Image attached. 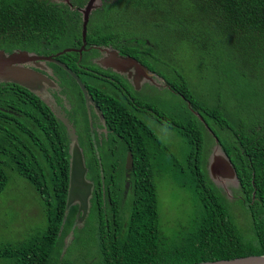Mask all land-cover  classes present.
<instances>
[{
	"label": "trees",
	"instance_id": "trees-1",
	"mask_svg": "<svg viewBox=\"0 0 264 264\" xmlns=\"http://www.w3.org/2000/svg\"><path fill=\"white\" fill-rule=\"evenodd\" d=\"M86 2L0 0V49L47 55L79 46L82 14L78 8ZM112 20L117 22L115 27ZM152 34L167 39L159 59L166 62L177 46L196 48L198 70L204 69L209 81L219 84H213L208 101L192 91L191 107L179 99L155 100L165 119L158 123L175 128L189 146L182 162L170 158L167 145L162 146L146 121L118 125L132 149L129 178L122 168L125 151L114 149L111 154L108 138L104 148L97 144L98 157L90 141H83L89 136L85 122V135L81 132L78 140L94 189L88 216L81 227H74L64 253L77 210V205L70 207L61 227L69 177L66 125L34 92L0 81V193L8 183V169L15 170L40 194L47 221L31 242L0 249V255L10 258L8 264H182L264 253V0H102L89 16L86 42H112L144 58L160 49L152 43ZM76 55L69 51L62 57L73 70ZM59 69L62 84L76 100L82 99L75 79ZM223 69L228 80L225 89ZM186 90L176 87L174 91L187 94ZM193 110L200 112L203 121ZM204 123L236 169L239 185L234 200L208 175L204 152L214 136ZM115 164L120 168L111 170ZM165 166L174 178H186L182 187L192 192L193 200L187 218L177 221L168 233L163 230L157 195V178ZM235 203L245 216L246 228L237 221Z\"/></svg>",
	"mask_w": 264,
	"mask_h": 264
},
{
	"label": "rangeland",
	"instance_id": "rangeland-1",
	"mask_svg": "<svg viewBox=\"0 0 264 264\" xmlns=\"http://www.w3.org/2000/svg\"><path fill=\"white\" fill-rule=\"evenodd\" d=\"M97 3L100 4V0H98ZM91 13L92 11L90 15ZM130 16L131 19L135 17L134 15ZM112 21V26L115 27L117 22L116 20ZM131 30V28L128 29V31ZM150 38L154 40L152 43L156 44L160 49L159 51L157 50L156 54L151 53V56L146 57V59L148 63H150L151 69L160 73L162 76L161 79L165 77V82L163 80L160 81L166 84H162L160 89L161 94L151 90L150 87L144 88L143 91H147L149 95L144 96L146 98H153L154 96L159 102L163 99H168V97L173 102L179 99L188 102V107H191L188 98L192 91L195 92L197 97L202 101L211 100L210 92L214 88L213 84L217 85L219 83L209 81L210 76L204 69L198 70L197 61L199 59V54L195 50L196 48L194 49L186 44L177 46L178 50L173 53L171 52L165 62V60L159 59V57L163 58V49L167 47L166 37L160 34H152ZM207 53L208 52H205L204 56H206ZM233 68L237 67L233 66ZM221 81L222 88L225 89L224 85H227L226 82L228 80L224 69L222 70ZM176 87H186L187 94H182L180 91L174 92ZM197 112L200 114L199 111ZM160 122L164 123V120H160ZM150 125L154 129L162 146L167 145L170 158L174 161L182 162L184 160V155L189 151V146L185 138L180 135L175 128H166L159 123H152ZM205 136L208 138L207 133H205ZM110 140L112 144V137H110ZM123 143V140H120L119 147L122 148ZM215 144L214 138L211 143H207V148L204 152L206 169L208 158H211V152ZM113 151L114 149L112 147L110 153L113 154ZM96 154L100 157L99 151L98 153L96 152ZM159 154L157 153V155ZM161 161L164 163L166 162L164 154H161ZM164 170L163 175L157 178V195L163 230L165 233H168L172 225L177 223V221H182L187 218L189 212L192 211L191 204L193 200L192 192L182 187V184L186 182V178L184 176L174 178L167 171L166 166ZM8 171V183L0 193V249L6 245L12 246L19 243L31 242L38 233L42 232L47 223L46 214H44L43 210V200L40 194H38L32 185L15 170L9 168ZM232 187V185L228 187L230 189V194H227V191L224 192L229 200L235 199ZM233 207L236 210L237 221L241 226L246 228L247 221L244 219V214H241L236 203ZM9 262V257L0 255V264H8Z\"/></svg>",
	"mask_w": 264,
	"mask_h": 264
},
{
	"label": "flooded vegetation",
	"instance_id": "flooded-vegetation-1",
	"mask_svg": "<svg viewBox=\"0 0 264 264\" xmlns=\"http://www.w3.org/2000/svg\"><path fill=\"white\" fill-rule=\"evenodd\" d=\"M80 46L81 44L65 48H79ZM115 50L123 57L121 58L123 59L122 62L115 59L117 54H112ZM69 51H74L77 54L72 62L75 64L76 70L68 66V59H62L64 57L63 54ZM84 51H88V53L84 54ZM58 52L47 54L54 57L56 61H46V68L42 71L47 73L50 79L53 80L46 84V91L56 108L57 114L60 116V120L65 119L70 124V127L76 132L78 139L81 132L83 133L85 122L87 121L89 136L83 133L85 135L83 141H90L95 152H98L97 144H101L104 148L103 141L110 138V135H112L113 139L111 146L115 150L121 148L119 144L120 140H123L125 143H123L124 148L122 147V151H125V158L122 168L126 169L125 174L129 178V170L132 167L128 169L127 158L130 153L133 161L132 149H128L130 145L129 141L116 128L120 123L128 122L129 120L131 122L143 120L150 124L162 123L160 120H165L157 111L159 106H155L157 98L154 96L153 98H146L145 96H149L148 92L143 91L144 88L150 87L151 90L161 94L160 89L162 84H166L164 83V78L161 79L160 73L151 69L150 65L146 63L147 61H143L146 57L139 58L129 54L112 42L88 44L86 42L85 48L81 52L78 50ZM126 55L145 65L151 72H145L144 69L137 68L132 60L125 59ZM82 58L84 61L81 63ZM64 65L84 84L87 95L91 96L88 103L80 84L77 82L76 76H73L71 72L66 70ZM59 68L63 69L67 76L70 75L75 79L80 88L82 99L78 98L79 100L77 99V101L74 93L69 90L68 86L62 84L59 76L61 70ZM100 94L106 95L109 100L104 101L103 97L99 96ZM125 114H128L126 118H124ZM119 168L118 164L110 166L112 170ZM124 186L125 189L128 188L129 180H126Z\"/></svg>",
	"mask_w": 264,
	"mask_h": 264
},
{
	"label": "water",
	"instance_id": "water-1",
	"mask_svg": "<svg viewBox=\"0 0 264 264\" xmlns=\"http://www.w3.org/2000/svg\"><path fill=\"white\" fill-rule=\"evenodd\" d=\"M97 1L98 0H87L84 6L78 8V10L82 14L81 46L79 48H64L58 53H62L68 50H78L79 52H81V50L85 48L87 23L89 20L90 12L100 6L102 3V0H100V4H98ZM115 52H112V54L114 55L117 54V57L115 59L119 62H122L123 59L121 58L123 57L118 53L117 50H115ZM118 55L121 57H119ZM125 59L132 60L137 68L144 69L145 72H151L145 65L141 64L139 61L130 56L126 55ZM50 60L56 61V59L51 55L38 54L27 49L17 48L12 51L0 49V81L15 82L28 88L30 91L38 95L60 119V116L57 114L56 108L54 104H52L51 99H49L48 92L46 91V84H48L50 81L52 82L53 80L50 79L47 73L42 71L44 68H46V61ZM64 68L71 72L73 76H76L66 65H64ZM76 79L80 84L86 97V102L88 103L91 99V96L87 95L84 84L77 76ZM195 114L199 118H201V120H203L202 116L197 111H195ZM62 121L66 125L67 134L70 141L68 145L69 177L65 210L61 227L66 219L70 207L72 205H77L72 229L66 235L65 242L62 248V253H64L74 236V227H81L84 224L86 217L88 216L91 205V197L94 189V181L87 177L88 167L86 165L83 148L79 143L76 132L70 127V124L65 119H62ZM205 126L207 127L208 131L214 136L216 142L211 152V158H208V175L210 179L224 192L227 191V194H230V189L228 187L232 185V189H236L239 185L236 169L210 126L207 123H205ZM132 163V156L129 153V157L127 158L128 169L132 167ZM182 264H264V253L247 254L231 258H219Z\"/></svg>",
	"mask_w": 264,
	"mask_h": 264
},
{
	"label": "clouds",
	"instance_id": "clouds-1",
	"mask_svg": "<svg viewBox=\"0 0 264 264\" xmlns=\"http://www.w3.org/2000/svg\"><path fill=\"white\" fill-rule=\"evenodd\" d=\"M194 111V110H193ZM194 113H195V111H194ZM199 118V117H198ZM200 120H201V118H200ZM203 121V120H202ZM204 125H205V123H204ZM206 127V126H205ZM207 128V127H206ZM208 130V129H207Z\"/></svg>",
	"mask_w": 264,
	"mask_h": 264
},
{
	"label": "bare ground",
	"instance_id": "bare-ground-1",
	"mask_svg": "<svg viewBox=\"0 0 264 264\" xmlns=\"http://www.w3.org/2000/svg\"><path fill=\"white\" fill-rule=\"evenodd\" d=\"M221 191V190H220Z\"/></svg>",
	"mask_w": 264,
	"mask_h": 264
}]
</instances>
